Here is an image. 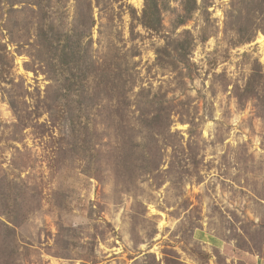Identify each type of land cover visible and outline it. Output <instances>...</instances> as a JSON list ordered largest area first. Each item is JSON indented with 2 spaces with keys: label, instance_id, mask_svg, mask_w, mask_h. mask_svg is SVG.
Returning a JSON list of instances; mask_svg holds the SVG:
<instances>
[{
  "label": "rangeland",
  "instance_id": "1",
  "mask_svg": "<svg viewBox=\"0 0 264 264\" xmlns=\"http://www.w3.org/2000/svg\"><path fill=\"white\" fill-rule=\"evenodd\" d=\"M0 264H264V0H0Z\"/></svg>",
  "mask_w": 264,
  "mask_h": 264
}]
</instances>
